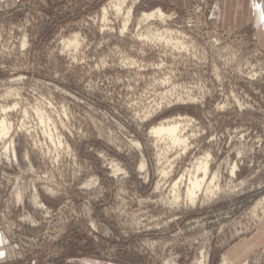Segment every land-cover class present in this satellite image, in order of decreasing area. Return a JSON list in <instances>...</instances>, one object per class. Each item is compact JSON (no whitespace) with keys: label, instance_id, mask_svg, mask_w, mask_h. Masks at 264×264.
Here are the masks:
<instances>
[{"label":"rangeland","instance_id":"1","mask_svg":"<svg viewBox=\"0 0 264 264\" xmlns=\"http://www.w3.org/2000/svg\"><path fill=\"white\" fill-rule=\"evenodd\" d=\"M117 1L0 10V264H264V44L218 29L215 0ZM158 9L171 19L139 29ZM158 29L174 44L140 39ZM172 123L186 146L153 134ZM206 158L214 193L193 203L187 173Z\"/></svg>","mask_w":264,"mask_h":264},{"label":"bare ground","instance_id":"2","mask_svg":"<svg viewBox=\"0 0 264 264\" xmlns=\"http://www.w3.org/2000/svg\"><path fill=\"white\" fill-rule=\"evenodd\" d=\"M126 3H127V0H119V1L115 2L114 5L113 4H111V5H113L112 7H114L115 10L118 12V14H120V12H122L124 10V8H126ZM106 8H104V10H103V15H104L103 21H104V23L108 22L107 14H109L108 13L109 9L107 8L108 9L107 10ZM132 19H133V8H130L127 11V14L124 18L123 29H121L123 33L129 29L131 22H132ZM169 19H171V18L169 16H167L161 9H158L157 11H154L151 13H145V14H143L142 18L139 20V29H142L143 27L150 25V23L153 21H159V22L161 21V22L165 23V21L169 20ZM165 33H166V35H164ZM165 33H162L159 29L155 30V31H153V30L148 31L147 30L145 32V34H140L139 36H140L141 40L147 41V42H155L156 43V41L157 42L158 41H160V42L164 41L163 44H165V43H167L168 45L174 44L172 42L173 36L170 37V35H172V32L166 31ZM185 44L186 43H176L177 49H181V50L187 49ZM23 46H27V39L26 38L23 41ZM64 46L66 49L78 50L81 47L80 35L76 34L73 38L66 40L64 42ZM2 111L6 112V110L4 108L2 109ZM179 129H180V127L176 123L167 124V125H160L159 127L155 128L153 130V134L156 137L168 135L171 138L173 145H184V146H186L187 140L180 137V135H179L180 130ZM10 130H11L10 125L7 123V120L5 118H3L0 122V137L6 138L10 134ZM11 145H12V143H11ZM11 145L9 147H7L4 150V152L6 153V155L8 152L11 153L13 159L15 161H18L16 149L13 145L11 147ZM141 167L144 168V165H142ZM193 168H194L193 172L187 173L188 174V178H187L188 180H186V181H188V185H186L187 186L186 196L191 202L194 203L198 199L199 195L201 193H203V191L206 193L205 195H209V194L214 193L213 189L215 188L214 185H215L216 175L213 176V178H211V176H210V165H209L208 158L204 159L202 162H197L195 165H193ZM233 169L234 170L237 169V165H235ZM199 173H202V175H203L202 178H200L198 176ZM182 179H184V178H182ZM182 179H181V181H182ZM209 180L211 181L210 183H208ZM179 185H180L179 183H176L173 186V191L175 192L177 197H178V194L176 193V191H178ZM35 192L36 193L32 198V202H33L34 207L39 208L41 210L46 209V206L42 203L39 194L37 193V191H35ZM22 195L23 194L21 192L18 195L21 200L24 199V198H22ZM21 200H20V202H21ZM259 210H261L262 213L264 214V201L262 203H258L256 205V207L253 210V214L258 213ZM255 218H257V217H255ZM26 220H27V217H26ZM221 264H230V263L226 257H223V261Z\"/></svg>","mask_w":264,"mask_h":264},{"label":"crops","instance_id":"3","mask_svg":"<svg viewBox=\"0 0 264 264\" xmlns=\"http://www.w3.org/2000/svg\"><path fill=\"white\" fill-rule=\"evenodd\" d=\"M19 1L0 0V10L10 9ZM193 1L195 0H154L159 5L170 3L177 7L190 5ZM210 21L226 33L252 28L258 41L264 44V0H215ZM7 246V241L0 233V258L2 259L9 253ZM233 253L240 258L246 251L237 247Z\"/></svg>","mask_w":264,"mask_h":264}]
</instances>
